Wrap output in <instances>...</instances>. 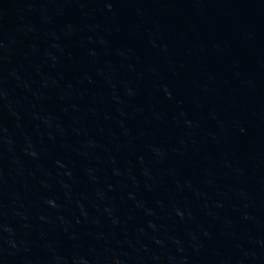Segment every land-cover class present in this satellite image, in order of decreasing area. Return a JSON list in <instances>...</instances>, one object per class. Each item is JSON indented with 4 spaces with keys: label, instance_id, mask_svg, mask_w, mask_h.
Wrapping results in <instances>:
<instances>
[{
    "label": "water",
    "instance_id": "water-1",
    "mask_svg": "<svg viewBox=\"0 0 264 264\" xmlns=\"http://www.w3.org/2000/svg\"><path fill=\"white\" fill-rule=\"evenodd\" d=\"M0 264H264V0H0Z\"/></svg>",
    "mask_w": 264,
    "mask_h": 264
}]
</instances>
